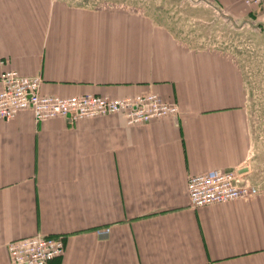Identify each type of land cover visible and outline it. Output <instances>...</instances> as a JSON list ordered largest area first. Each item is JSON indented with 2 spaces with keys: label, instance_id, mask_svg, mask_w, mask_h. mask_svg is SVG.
Listing matches in <instances>:
<instances>
[{
  "label": "crops",
  "instance_id": "0c3cea01",
  "mask_svg": "<svg viewBox=\"0 0 264 264\" xmlns=\"http://www.w3.org/2000/svg\"><path fill=\"white\" fill-rule=\"evenodd\" d=\"M201 2L205 23L216 12L232 33L216 44L140 1L0 0V78L41 75L42 93L66 97L155 92L180 109L134 125L125 112L0 118V264L8 242L39 232L67 241L50 264H264V104L251 105L264 6ZM215 168H242L258 193L194 207L189 176Z\"/></svg>",
  "mask_w": 264,
  "mask_h": 264
},
{
  "label": "built area",
  "instance_id": "2783aa9c",
  "mask_svg": "<svg viewBox=\"0 0 264 264\" xmlns=\"http://www.w3.org/2000/svg\"><path fill=\"white\" fill-rule=\"evenodd\" d=\"M246 5L264 6V0H242ZM0 118L13 119L22 111L31 109L36 121L55 116L93 118L110 113L125 112L130 125L147 123L152 119L178 116L179 106L169 102L160 94L148 92L133 97L113 98L108 95L80 93L79 95H48L41 92V75H23L17 69H6L0 78ZM249 173L242 168L205 170L189 176L187 189L194 207L233 199L252 198L258 193ZM99 234H108L111 226H100ZM66 240L63 234H41L24 236L7 243L9 264H50L64 254Z\"/></svg>",
  "mask_w": 264,
  "mask_h": 264
},
{
  "label": "rangeland",
  "instance_id": "374dc122",
  "mask_svg": "<svg viewBox=\"0 0 264 264\" xmlns=\"http://www.w3.org/2000/svg\"><path fill=\"white\" fill-rule=\"evenodd\" d=\"M134 7L137 1L141 2V10L146 9L154 15H158L165 22H173L180 25L181 36L188 38L190 41L198 45L216 44L219 37L225 34H232L230 30L218 24V20L222 17L215 14L212 16L209 23H205V17L202 14L203 3L201 0H130ZM205 23V24H204ZM209 25L211 27H209ZM220 25V26H219ZM227 26V25H225ZM219 36V37H218ZM252 104L255 108L257 105L264 104V97L254 96ZM259 99V100H258ZM259 102V103H258ZM264 107V105H263ZM259 109V107H258Z\"/></svg>",
  "mask_w": 264,
  "mask_h": 264
}]
</instances>
